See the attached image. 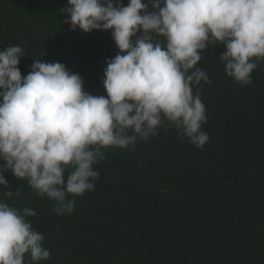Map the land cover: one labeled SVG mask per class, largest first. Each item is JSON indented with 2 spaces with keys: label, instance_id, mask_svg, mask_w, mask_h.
I'll use <instances>...</instances> for the list:
<instances>
[{
  "label": "trees",
  "instance_id": "16d2710c",
  "mask_svg": "<svg viewBox=\"0 0 264 264\" xmlns=\"http://www.w3.org/2000/svg\"><path fill=\"white\" fill-rule=\"evenodd\" d=\"M65 7L68 0H0V51L22 47V77L34 60L59 62L85 92L107 98L106 61L119 52L112 30H72ZM157 40L164 37L153 34ZM223 51L209 46L196 66L211 81L193 86L206 109L203 147L164 126L147 141L102 149L94 190L69 195L70 214H55L53 201L3 172L7 190L20 195L5 197L0 185V200L36 212L27 219L51 252L37 262L26 253L24 264H264V60L241 85L226 74Z\"/></svg>",
  "mask_w": 264,
  "mask_h": 264
},
{
  "label": "clouds",
  "instance_id": "9594fccd",
  "mask_svg": "<svg viewBox=\"0 0 264 264\" xmlns=\"http://www.w3.org/2000/svg\"><path fill=\"white\" fill-rule=\"evenodd\" d=\"M68 5L61 12L68 14L64 23L72 30H112L119 52L106 61L107 98L85 92L81 77L59 62L34 60L22 77V47L0 51V160L5 162L0 185L5 197L20 195L7 190L3 172L10 170L53 201L57 215L74 211L69 195L94 190L99 172L93 165L106 159L102 149L147 141L164 126L178 129L197 147L205 145L206 109L193 86L211 83L196 67L206 48L224 46L220 61L241 85L250 83L264 60V0H129L127 6L120 0H68ZM149 5L155 11L149 12ZM153 34L164 41H153ZM35 215L0 200V264H24L26 253L33 262L50 258L44 236L27 219Z\"/></svg>",
  "mask_w": 264,
  "mask_h": 264
}]
</instances>
